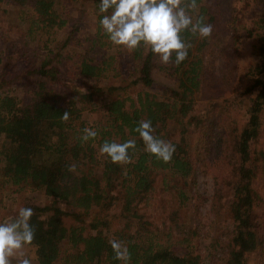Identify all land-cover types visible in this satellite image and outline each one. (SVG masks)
<instances>
[{
  "label": "trees",
  "instance_id": "1",
  "mask_svg": "<svg viewBox=\"0 0 264 264\" xmlns=\"http://www.w3.org/2000/svg\"><path fill=\"white\" fill-rule=\"evenodd\" d=\"M14 1L29 13V28L14 27L10 52L0 36V192L41 191L53 203L24 204L5 216L0 211V223L20 207L33 209L35 238L28 246L37 264H123L114 259L110 239L128 248L129 264H205L189 233L176 242L167 221L158 225L145 211L157 186L178 209L189 207V181L199 173L211 176L215 187L211 212L218 217L227 208L232 223V230L215 238L223 256L211 264H264V0H253L260 10L252 16L263 60L247 68L250 83L240 93V15L251 0H244V9L238 0H197L190 15L194 22L203 17L213 32L208 39L182 33L192 47L178 67L159 63L143 48L114 46L100 25V0H68L94 5L90 25L85 12L71 22L58 10L60 0ZM68 27L59 42L58 33ZM55 42L58 47H51ZM70 47L79 52L64 54ZM66 58L73 60L67 72L61 69ZM156 70L173 78L175 87L159 86ZM15 88H25V95L11 94ZM235 108L248 120L238 119ZM85 112L95 115L93 124ZM140 120H150L153 135L175 145L171 162L144 151L134 131ZM85 128L97 136L84 142ZM129 139L136 140L131 163L114 164L100 155L105 141Z\"/></svg>",
  "mask_w": 264,
  "mask_h": 264
},
{
  "label": "clouds",
  "instance_id": "2",
  "mask_svg": "<svg viewBox=\"0 0 264 264\" xmlns=\"http://www.w3.org/2000/svg\"><path fill=\"white\" fill-rule=\"evenodd\" d=\"M98 7L104 14L100 20L103 34L114 46L129 52L143 48L163 65L172 63L178 67L187 59L192 45L182 38V33L208 39L213 32V26L205 24L203 17L193 21L190 13L198 9L197 0H100ZM68 119L69 112L66 111L62 120L66 122ZM134 131L143 141L145 152L158 162H171L175 145L154 136L155 129L150 120H140ZM83 133L81 139L84 142L97 136V132L90 128H85ZM135 148V139L124 143L105 141L100 147V155L106 156L111 163L124 165L132 162L129 150ZM74 168V165L70 166L69 170ZM33 215L32 208L20 207L17 216L0 223V264H12L13 259L17 264H32L23 249L35 238L30 224ZM109 244L114 259L129 264L128 248L116 239H110Z\"/></svg>",
  "mask_w": 264,
  "mask_h": 264
},
{
  "label": "rangeland",
  "instance_id": "3",
  "mask_svg": "<svg viewBox=\"0 0 264 264\" xmlns=\"http://www.w3.org/2000/svg\"><path fill=\"white\" fill-rule=\"evenodd\" d=\"M250 3L251 7L245 10L244 15H240V17H244L242 22L245 29H241L240 31L241 40L238 61L241 64L240 74L243 77V82H241V87L238 88V93L242 92L243 84L250 83L249 79L245 76L247 68L259 65L263 60L259 55L258 39L256 35H254V32H256L255 19L252 18V16L256 15L260 9L258 3H255L253 0H251ZM236 4L239 9H244V0H238ZM58 10L65 15V17L69 18L71 22L77 20L82 12H85V19L88 25L93 24L95 19L94 5L88 2L71 4L68 0H60ZM28 18L29 13H27L24 9H21L14 0H7V2L0 4V36H4V39L7 40L5 48L8 52L12 49V39L16 38L14 27L20 26L23 29H28ZM68 31L69 27L60 31L58 33L57 40L60 42ZM250 31L253 32V35L249 34ZM87 32L88 31L85 28L83 34H86ZM57 43L55 42L51 44V47H58ZM18 46L20 47L21 45ZM67 52L74 56L79 51H75L74 48L70 47L65 50L64 54ZM72 64L73 60L66 58L61 64V69L66 72L71 71ZM124 71L126 80L129 82L130 70L127 64H125ZM154 76L159 86H166L168 88L175 87V80L167 76L165 72L156 70ZM157 91H159V89L152 90L154 93ZM25 93V88H15L11 90V94L18 95L20 97H23ZM242 100L243 99H240V102ZM208 101H210L209 98L200 104L203 107L207 105V103H210ZM235 115L238 119L243 118L246 121L248 120V115L241 112L240 108H235ZM84 118L89 122V124H93L95 115L85 112ZM3 143H5V140L0 139V146ZM189 184L194 193L191 201L192 203L189 207L181 209L176 207L178 205L175 203V200L171 195H167L159 188V186H157V189L154 191L150 200V205L145 209L147 218L158 225H162L163 222L167 221L169 226H171L174 230L176 242L180 241L186 233H189L190 236H192L191 240L197 243L201 248L205 264H211L212 261L218 262L217 259L221 258L223 255L221 254L220 248L215 247V238L222 237L227 231L232 230L231 216L227 212V208L222 209V212H220L218 217L211 212V198L213 197L215 191L211 176L199 173L193 181H189ZM0 193L3 196V204L0 206L1 216H5L8 213H15L18 207L24 204L46 207L53 203V199L46 196L41 191L26 189L19 192L14 187H8ZM223 204L224 206H228L230 201L228 204L227 201H224ZM61 206L65 210H70V207L65 203H62ZM197 225H199V228L198 230H195ZM118 228H120V223L116 222L114 229ZM195 231L198 233H194ZM23 251L26 256L31 259L32 264H37L34 248L27 245ZM12 264H17L15 259H13Z\"/></svg>",
  "mask_w": 264,
  "mask_h": 264
}]
</instances>
